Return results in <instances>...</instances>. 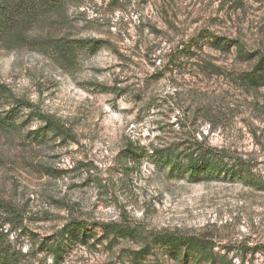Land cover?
Returning <instances> with one entry per match:
<instances>
[{
  "label": "rangeland",
  "instance_id": "obj_1",
  "mask_svg": "<svg viewBox=\"0 0 264 264\" xmlns=\"http://www.w3.org/2000/svg\"><path fill=\"white\" fill-rule=\"evenodd\" d=\"M17 22L0 40V82L11 93L0 117L22 97L74 137L52 135L23 108L14 126L0 122V242L17 264H264V84L239 78L255 61L204 45L203 67L168 64L203 31L264 53V0H66ZM21 34L101 46L76 44L61 63ZM128 141L144 156L125 157ZM197 142L247 164L261 186L194 181L144 154ZM70 221L93 235L54 263L48 245ZM110 222L135 226L141 237L110 244L100 229ZM160 231L202 236L212 248L155 244L136 257L142 236Z\"/></svg>",
  "mask_w": 264,
  "mask_h": 264
},
{
  "label": "trees",
  "instance_id": "obj_2",
  "mask_svg": "<svg viewBox=\"0 0 264 264\" xmlns=\"http://www.w3.org/2000/svg\"><path fill=\"white\" fill-rule=\"evenodd\" d=\"M66 0H0V40H4L8 34L23 24L17 22L23 18L26 20L36 13L37 9L45 7L46 9H57L64 4ZM21 41H28L30 44H37L39 49L51 51L56 59L63 63L71 61L76 44L88 50H96L101 46L99 39H67L65 37H41L30 38L21 36ZM177 46L176 54L170 55L168 64L182 66L190 64L199 68L203 67V59L199 56V51L207 45L214 50L221 52H230L234 49L235 53L245 61H255L250 69L239 75L249 87H257L264 84V53L260 51H251L246 49L242 42L235 38H229L214 33L203 31L195 37H191L186 42H181ZM213 66V65H212ZM11 96L8 87L0 82V101L7 100ZM21 108L28 110V114L33 115L44 125L41 127L49 131L54 136H60L73 140V134L66 129L57 119L51 115L42 112L28 100L22 97L14 99V105L4 111L0 117L3 126H14L12 118ZM193 144V143H192ZM181 147L178 143H171L163 147H151V152L144 154L157 165L167 167L171 170L179 171L183 176H187L194 181L202 180H239L249 186H261L260 181L251 172L247 164L239 159L229 156L225 150L205 145L197 142L193 145ZM123 155L128 159L135 160L144 156L141 148L132 141H128L123 149ZM100 229L102 238H109V243L115 238L137 239L141 237V230L128 224H118L115 222L101 223ZM61 241H53L48 245L47 253L51 256L54 263H58L66 252V248L77 240L80 243H87L92 232L86 231L81 221H70L66 223L60 231ZM145 241L144 246L134 255L142 256L143 252H150L155 244L171 246L173 248L185 247L192 251L206 252L211 250V245L206 238L195 235H181L174 232L160 231L149 233V236H142ZM99 241V238L97 239ZM0 264H17V255L9 251L7 246H2L0 242ZM211 264L214 260L211 259ZM239 264H244L240 262Z\"/></svg>",
  "mask_w": 264,
  "mask_h": 264
}]
</instances>
